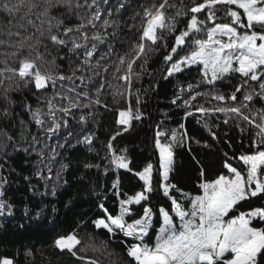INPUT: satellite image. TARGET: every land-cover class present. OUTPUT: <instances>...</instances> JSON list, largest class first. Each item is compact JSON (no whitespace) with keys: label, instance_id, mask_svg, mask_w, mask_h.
Masks as SVG:
<instances>
[{"label":"snow or ice","instance_id":"6c2138e0","mask_svg":"<svg viewBox=\"0 0 264 264\" xmlns=\"http://www.w3.org/2000/svg\"><path fill=\"white\" fill-rule=\"evenodd\" d=\"M129 10L131 24L123 19ZM0 18L5 21L0 23V160L7 162L12 153L32 149L43 164L45 150L50 149L47 174L39 166L34 173L47 183L59 155L56 148L63 147L48 141L68 128L72 119L82 126L77 143L94 150L95 134L85 126L94 109H108L104 98L110 95L114 106L125 103L116 107L118 127L103 145L104 159L117 170L132 172L124 154L127 149H117L113 142L134 121L144 118L139 109L140 90L133 87L140 79L136 68L144 70L150 55L164 48V79L192 68L200 77L186 90L180 87L172 104L187 91L185 118L197 113L201 117L224 114L223 123L233 119L241 132L251 131L250 150L233 157L239 161L236 166L225 154L226 172L202 179L198 194L192 195L170 182L174 147L187 139L184 124L179 134L157 130L158 164L147 163L134 173L142 190L119 201L118 215L99 204L104 215L92 223L111 237L132 238V242L123 241L128 264H264V0H149L135 7L133 0H0ZM221 84L231 91L221 92ZM202 85L208 91H198ZM22 89L35 96V107L26 99L13 100L11 94ZM197 97L224 102V106L196 105ZM17 106L28 114V120L19 118ZM75 110H79L78 119ZM211 135L215 138L216 134ZM169 136L170 142L162 143ZM67 167L60 163L57 181ZM200 176L204 177L203 170ZM7 184L8 177L0 171V217L13 214L14 205L6 198ZM118 184L117 180L112 187ZM56 187H52L53 196ZM153 192L170 201L167 208L153 210ZM257 198L259 206L251 203ZM133 206H140L138 216ZM42 212H37V218ZM82 243L76 231L54 240L61 252L85 264H99L78 254ZM0 264H14V260L0 258Z\"/></svg>","mask_w":264,"mask_h":264},{"label":"trees","instance_id":"16d2710c","mask_svg":"<svg viewBox=\"0 0 264 264\" xmlns=\"http://www.w3.org/2000/svg\"><path fill=\"white\" fill-rule=\"evenodd\" d=\"M147 2L149 0H133V5L135 7L139 3ZM184 2L188 3V0ZM135 10L139 9L135 8ZM131 15L132 10H129L123 17L129 24L133 23L129 19ZM4 22L3 18H0V23ZM138 22L137 20L136 23ZM182 26L183 20L179 27ZM168 42L169 45L172 44V37L168 38ZM165 54L166 50L159 48L150 55L144 70L136 68V71L140 72V79L134 81L133 87L134 90H140L139 109L144 118L134 121L133 126L113 142L117 149H127L124 154L131 161L132 172L117 170L109 164L107 159H104L106 152L103 145L118 127L115 124L116 107H123L125 103L120 101L114 106L110 95L104 98L109 106L108 109L104 107L94 109V115L85 126L95 134L94 150H89L83 144L77 143L76 137L82 126L72 119L69 120L68 128H63L48 141L51 146L63 145V147L56 148L59 155L52 163V180L47 183L34 173L39 166L47 174L45 165L49 163L47 153L50 149L45 150L43 164L38 163L41 158L32 149H29V153L23 151L12 153L7 158V162L0 160V163L4 164V169L0 171L8 177V184L5 185L6 198L14 205L11 216L0 217V258H11L14 264H85L84 261L78 260L66 251L61 252L54 246V240L58 236L67 234L69 231H76L83 241L79 246L81 249L79 255L85 256L86 259L97 260L99 264H128L130 258L126 254V244L123 241L132 242V238L124 237L122 234L111 237L106 230L97 229L92 221L104 215L99 204L103 203L110 213L118 215L119 201L142 190V182L134 173L142 170L147 163H152L154 166L158 164L159 151L155 147L157 130L169 133L177 131L179 134L184 131L180 129V125L184 124L187 139L174 147V164L170 173V182L181 191L192 195L198 194V185L202 179H215L220 173L226 172L223 168L225 154L228 161L236 166L239 161L233 157L239 156L242 152H249L251 131L241 132L233 119H229V122L225 124L223 120L227 117L221 113L206 117H201L197 113L185 118L186 109L183 107V100L189 98L187 91L175 105L172 104L180 87L186 90L189 83H197L200 77L195 68H192L164 79L167 67L163 60ZM60 63L66 68L63 61ZM113 83L117 82L113 81ZM230 83L234 84L235 81ZM198 91L204 92L208 89L202 85ZM220 91L228 93L231 88L221 84ZM11 95L15 101L26 99L33 107L37 104L35 96L28 89L13 92ZM134 99L133 97V103ZM193 103L204 104L205 107L217 104L224 106V102L215 100L205 102L203 97H197ZM15 111L19 113L20 119H29L28 114L21 111L18 106ZM75 111H77L78 119L79 110ZM83 111L87 113L88 109ZM205 120L207 127H205ZM31 127L35 132V126ZM241 127L247 128L244 124H241ZM72 130L75 131L69 135ZM211 132H215V138L212 137ZM168 142H170V136L162 140V143ZM41 147L42 144L37 145V151ZM8 151L11 152V148ZM60 163L68 167L62 173L61 179L57 181L55 173ZM85 165L99 167H85ZM201 170L204 172L203 178L200 176ZM117 180L119 184L117 188H113L112 185ZM53 185H57L55 196L52 195ZM173 194L177 199L180 198V194L175 190ZM169 203L170 201L160 192H153L150 196L152 207L158 205L168 207ZM251 203L259 206L261 201L257 198ZM133 207L138 212V216L140 206ZM248 207V204L244 205V209ZM41 209L43 212L37 218L36 214ZM128 219L131 222V217Z\"/></svg>","mask_w":264,"mask_h":264},{"label":"rangeland","instance_id":"374dc122","mask_svg":"<svg viewBox=\"0 0 264 264\" xmlns=\"http://www.w3.org/2000/svg\"><path fill=\"white\" fill-rule=\"evenodd\" d=\"M180 199V198H179ZM158 206H163V205H158ZM157 207V206H156ZM156 207H153V210L155 211L156 210ZM163 207H165V206H163ZM165 208H167V207H165ZM136 214H138V212L136 211Z\"/></svg>","mask_w":264,"mask_h":264}]
</instances>
